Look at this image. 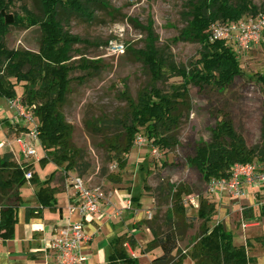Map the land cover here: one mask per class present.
I'll return each instance as SVG.
<instances>
[{
  "label": "trees",
  "instance_id": "1",
  "mask_svg": "<svg viewBox=\"0 0 264 264\" xmlns=\"http://www.w3.org/2000/svg\"><path fill=\"white\" fill-rule=\"evenodd\" d=\"M15 0H0V99L16 97V84L25 83L23 101L34 108L39 121L38 139L46 158L65 170L79 171L75 148L72 144V126L62 112L69 87L70 75L74 71H90L89 63L75 66L71 63L76 45L82 40L69 31L62 23V16L75 14L91 21L93 8H107L102 0H38L42 16L25 11L21 16L11 11ZM187 26L178 41L199 44L200 58L188 67L178 66L172 58L148 45L147 53L141 56L147 61L152 82L144 88L135 101L127 97L128 110L121 122L123 133L104 141L111 152L112 161L120 170L128 164L136 137L141 131L146 139L159 150H171L179 146L180 129L191 111L190 87L200 91L214 88L219 92L227 90L243 73L233 47L223 40L211 41L210 29L217 23L238 22L244 17L264 15L251 0H190L187 3ZM40 27L42 38L37 54L14 51L6 47L5 39L11 29L28 30ZM166 72L181 79V83L166 92L158 87L164 82ZM263 86L264 76L260 77ZM264 142V116H263ZM264 163V148L249 149L244 138L239 135L233 122L226 117L219 120L212 130L209 143H201L195 150L190 165L201 175L204 182L225 178L234 164ZM31 166L19 165L12 154L0 155V240H13L18 224V212L22 205L20 190L28 183L40 186L37 200L40 208H28L26 221L40 217L45 209L56 210L57 191L49 186V180L40 184L37 174L27 181L25 175ZM171 202L162 218L156 215L150 221H143L153 235L146 252L161 249L163 255L151 264H183L190 257L195 264H252L247 248L234 246L232 234L221 224L211 223L216 216V205L199 195L196 217H188L184 196L194 193L181 185L170 186ZM132 202H139L133 198ZM200 220L197 240L185 251L179 246L189 236L193 222ZM160 221L162 222L159 225ZM135 247L133 237L124 234L111 241V255L108 264H139L126 250V245Z\"/></svg>",
  "mask_w": 264,
  "mask_h": 264
},
{
  "label": "rangeland",
  "instance_id": "2",
  "mask_svg": "<svg viewBox=\"0 0 264 264\" xmlns=\"http://www.w3.org/2000/svg\"><path fill=\"white\" fill-rule=\"evenodd\" d=\"M189 1L102 0L107 8H93L91 21L75 14L61 17L64 28L83 41L74 47L77 53L73 54L71 63L75 66L89 63L92 66L90 71L71 73L69 93L62 107L73 129L72 144L79 168V171L68 172L74 178H82L90 188L101 189L107 196L116 190H126L123 188L130 185L126 198L139 199L143 206L148 207L153 218L164 216L171 202L169 192L173 185H181L194 193L183 198L188 217H196L199 195L213 203L214 198H209L207 194L206 182L189 160L194 157L199 144L211 141L212 130L219 120L230 118L249 149L264 148V97L260 82V77L264 76V36L246 53L237 51L233 43H228L236 51L243 74L227 90L219 92L207 88L200 91L190 87L191 111L181 125L180 144L175 149L160 150L161 154L157 157L152 153L157 147L148 140V145L133 148L127 167L120 170L112 161L111 152L104 146L106 139L123 133L121 122H124L128 110L127 97L135 101L152 82L147 61L141 56V53H147L148 45L155 44L180 67H188L200 58L199 44L178 41L187 26ZM251 1L263 11L264 0ZM11 11L21 16H25V11L42 16L38 0H15ZM41 38L40 27L11 29L5 43L9 50L37 54ZM11 82L16 84V97L23 99L25 83L14 79ZM180 83V78L166 72L164 82L158 87L170 92L173 86ZM22 134L9 108V101L0 99V155L12 152L21 164L31 166L32 173L38 171L39 182L41 178L46 180L49 172L46 166L66 171V165L59 167L51 160L46 164L40 162L46 155L38 141L25 140L35 148L38 158L24 157L15 142ZM140 134L146 138L144 131ZM4 142L11 146H5ZM14 155L15 162L19 164ZM62 179L70 178L67 175ZM192 200L196 205L192 204ZM201 223L200 220L193 222L190 236L179 243L182 250L197 240Z\"/></svg>",
  "mask_w": 264,
  "mask_h": 264
},
{
  "label": "crops",
  "instance_id": "3",
  "mask_svg": "<svg viewBox=\"0 0 264 264\" xmlns=\"http://www.w3.org/2000/svg\"><path fill=\"white\" fill-rule=\"evenodd\" d=\"M5 154L14 155L12 152ZM15 158L18 160L16 156ZM18 162L21 164L19 160ZM45 169L49 171L46 175L49 186L57 191L56 210L45 209L40 217L27 222L26 210L40 208L36 196L40 186L28 182L20 190L22 205L18 212L15 237L6 243L0 240V264H57L52 251L46 250V245L59 229L79 221V217L71 215L68 209L74 203L71 185L74 176H71V172L58 170L56 167L46 166ZM34 173L38 174V171L34 170ZM67 175L70 179L63 181L62 177L67 178ZM43 182L41 178L40 184ZM61 185L65 187L61 188ZM126 187H120L126 190H116L113 194L106 195L105 201L101 203L102 213L86 225L85 230L92 238L85 247V253L89 257L88 264H108L112 251L111 241L124 234L133 237L135 247L127 244L126 250L139 264H151L163 255L161 249L146 252L148 244L153 241V235L148 226L139 227V224L148 221L147 216L151 212L140 201L132 202L131 210L124 211L120 218L109 219L107 216L110 210L120 208L129 200L125 193L130 192L131 186ZM249 193L243 199L233 200L227 195L220 200L215 198L213 203L217 204V211L211 224H221L226 232L232 234L234 246L247 248L248 257L254 260L252 264H264V188ZM190 246L189 244L188 247ZM185 251H190V248ZM183 264L195 262L187 257Z\"/></svg>",
  "mask_w": 264,
  "mask_h": 264
},
{
  "label": "built area",
  "instance_id": "4",
  "mask_svg": "<svg viewBox=\"0 0 264 264\" xmlns=\"http://www.w3.org/2000/svg\"><path fill=\"white\" fill-rule=\"evenodd\" d=\"M210 35L211 41L223 40L227 44L231 42L236 46L237 51L246 53L264 36V15L250 16L239 23H217L211 27ZM8 101L17 128L23 132L15 142L21 148L24 157L38 158L35 148L25 141L29 139L38 141L40 144L38 139L40 125L34 112L35 107L26 104L20 97ZM3 144L11 146L7 142ZM146 145H148V140L142 134L138 135L134 147ZM152 153L157 157L161 154L158 148H154ZM32 176L33 173L28 172L25 178L30 181ZM71 185L74 190V203L68 209L71 215L79 217V221L59 229L52 241L46 245V250L52 251L57 264H88L89 257L85 253V247L92 238L85 230L86 225L102 213L101 203L105 201L106 194L99 188H90L80 177L74 178ZM206 185L209 198L220 200L221 197L227 195L233 200L243 199L250 195L249 192L264 188V165L257 160L247 164H234L228 177L211 179ZM194 202L192 200V204L196 205ZM131 208L132 201L129 199L120 208L110 210L107 216L109 219L120 218L124 211L131 210ZM152 218V214L149 213L148 219Z\"/></svg>",
  "mask_w": 264,
  "mask_h": 264
}]
</instances>
